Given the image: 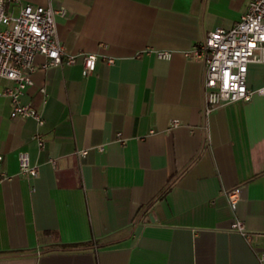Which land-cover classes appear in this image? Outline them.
I'll return each instance as SVG.
<instances>
[{"label":"crops","instance_id":"crops-1","mask_svg":"<svg viewBox=\"0 0 264 264\" xmlns=\"http://www.w3.org/2000/svg\"><path fill=\"white\" fill-rule=\"evenodd\" d=\"M249 2L52 0L65 8L57 36L79 55L44 67L37 54L22 100L43 125L11 116L12 81L0 79V264H263L264 93L206 114L193 51ZM25 3L49 0L16 11ZM83 53L97 55L88 75ZM263 85L264 59L252 61L248 86ZM21 150L35 176L21 173Z\"/></svg>","mask_w":264,"mask_h":264},{"label":"built area","instance_id":"built-area-1","mask_svg":"<svg viewBox=\"0 0 264 264\" xmlns=\"http://www.w3.org/2000/svg\"><path fill=\"white\" fill-rule=\"evenodd\" d=\"M16 2L18 0H0V79L12 81L1 93L9 100L11 116H32L43 125L45 119L41 112L22 100L27 88L33 84L37 54L47 57L44 67L74 63L79 54L67 52L57 36L56 16L64 14L63 6L56 8L49 0L46 5L20 4L16 11ZM193 51L205 63L203 91L206 114L221 104L250 100L257 93L263 94L264 85L259 88L248 86V69L252 61L264 59V0H250L247 10L234 26H218L209 31ZM170 54L168 50L158 52L162 57ZM82 60L83 73L88 75L96 67L97 55L83 53ZM108 61L113 63L114 58ZM37 137L40 146H44L42 135ZM18 156L21 173L35 176L38 169L31 164L29 152L21 150ZM225 193L235 207L240 199L239 188L225 190ZM232 227L247 239L251 238L252 233L242 219H235ZM261 261L264 264V253Z\"/></svg>","mask_w":264,"mask_h":264},{"label":"trees","instance_id":"trees-1","mask_svg":"<svg viewBox=\"0 0 264 264\" xmlns=\"http://www.w3.org/2000/svg\"><path fill=\"white\" fill-rule=\"evenodd\" d=\"M90 244H91L90 241H81V242L62 243V244H59V246H61L63 248H67V247L80 248V247L88 246Z\"/></svg>","mask_w":264,"mask_h":264}]
</instances>
